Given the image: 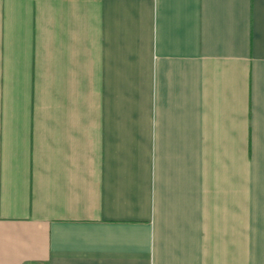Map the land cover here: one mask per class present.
<instances>
[{
  "label": "crops",
  "instance_id": "obj_1",
  "mask_svg": "<svg viewBox=\"0 0 264 264\" xmlns=\"http://www.w3.org/2000/svg\"><path fill=\"white\" fill-rule=\"evenodd\" d=\"M264 264V0H0V264Z\"/></svg>",
  "mask_w": 264,
  "mask_h": 264
},
{
  "label": "built area",
  "instance_id": "obj_2",
  "mask_svg": "<svg viewBox=\"0 0 264 264\" xmlns=\"http://www.w3.org/2000/svg\"><path fill=\"white\" fill-rule=\"evenodd\" d=\"M37 264H41V263H37Z\"/></svg>",
  "mask_w": 264,
  "mask_h": 264
}]
</instances>
